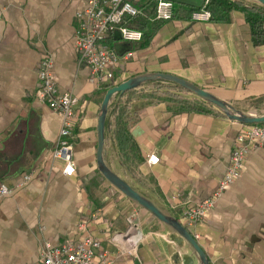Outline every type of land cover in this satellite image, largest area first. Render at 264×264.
Returning <instances> with one entry per match:
<instances>
[{"label":"crops","instance_id":"1","mask_svg":"<svg viewBox=\"0 0 264 264\" xmlns=\"http://www.w3.org/2000/svg\"><path fill=\"white\" fill-rule=\"evenodd\" d=\"M171 1L195 10L204 2ZM84 4L0 0V175H12L0 179V187L10 190L0 197V264H41L43 241L59 246L86 235L98 240L107 264H201L176 232L100 175L101 89L90 85L89 70L77 65L73 43L75 15ZM43 53L52 60L59 93L79 99L70 177L62 173L63 161L51 156L59 118L38 100ZM127 53L115 84L144 74H170L232 106L264 101V45L253 44L240 11L221 23L173 18L148 47ZM129 120L143 164L125 167L118 148L104 139L105 165L179 221L209 264H264V140L254 142L241 175L205 218L187 227L184 212L209 197L225 175L241 124L220 114L175 113L166 102L145 97L131 99ZM151 154L158 157L155 165L147 163Z\"/></svg>","mask_w":264,"mask_h":264},{"label":"built area","instance_id":"2","mask_svg":"<svg viewBox=\"0 0 264 264\" xmlns=\"http://www.w3.org/2000/svg\"><path fill=\"white\" fill-rule=\"evenodd\" d=\"M210 0H204L203 6L190 15L191 21L208 22L210 13L205 9ZM174 5L168 0H158L155 8L156 19L169 21L173 17ZM138 10L129 0H85L82 10L76 13V25L73 30V43L77 54V65L89 70L88 82L95 89L115 86V72L121 62L130 56L117 55L112 47L114 36L122 41L138 43L142 40L140 31L122 25L128 17L138 14ZM38 100L45 104L59 118V131L52 158L63 161L62 173L72 176L75 167L72 160V130L76 122L75 108L78 97L70 93H59L52 69V60L43 53L38 65ZM264 140V123L245 125L235 136L233 149L225 175L217 182L212 194L184 212V223L191 227L203 220L212 209L224 190L242 173L245 159L254 142ZM149 165L158 163V157H147ZM10 194L6 186L0 187V197ZM82 228V225L79 226ZM41 264H107L100 243L91 235L80 240L67 239L61 245L54 246L43 241L39 252Z\"/></svg>","mask_w":264,"mask_h":264},{"label":"trees","instance_id":"3","mask_svg":"<svg viewBox=\"0 0 264 264\" xmlns=\"http://www.w3.org/2000/svg\"><path fill=\"white\" fill-rule=\"evenodd\" d=\"M129 1L139 13L136 16L126 18L124 20L126 23L122 25H125L130 29L140 31L142 33V40L138 43H130L122 41L118 36H114L112 40V47L120 57L135 49L148 47L152 43L153 38L160 27L164 24V22H166L164 20L156 19L155 8L158 0ZM171 2L174 4L172 19L179 18L180 16L190 19L191 13L195 11L194 8H188L173 1ZM205 9L210 13V21L216 23L226 22L230 12L232 11H240L244 14L246 22L249 25L253 44L255 46L264 45L263 5L254 0H210ZM142 86L155 87L151 94H145L142 96L145 98H157L158 100L166 102L168 104V109L172 112L213 113L224 116L212 105L190 94L175 83L165 80H153L140 85V87ZM140 87L127 91L121 95H114L109 102L105 120L104 138L105 140L111 141L118 148L121 163L125 167H138L144 162L139 148L131 135L130 127L133 122L129 120V103L131 99L135 97V92ZM109 88L111 87L101 89L99 94L101 101L105 95V92ZM161 88H165V91L162 94H157L160 92ZM172 88L178 89V92L182 94H176L173 92ZM187 94L192 95V97L187 98ZM263 102L264 101H262L260 98H256L253 100H246L245 102L236 103L231 106L235 110L244 113H247L248 111L260 112V106L263 105ZM11 177L12 175H0V179L2 181H5ZM102 178L104 177L102 176Z\"/></svg>","mask_w":264,"mask_h":264},{"label":"water","instance_id":"4","mask_svg":"<svg viewBox=\"0 0 264 264\" xmlns=\"http://www.w3.org/2000/svg\"><path fill=\"white\" fill-rule=\"evenodd\" d=\"M259 4L264 6V0H254ZM153 80H165L172 83H175L185 89L190 94L196 96L202 101L212 105L214 108L219 110L226 118L232 121H236L239 124L245 125H254L264 123V114L255 115L250 113H244L235 110L231 105L226 102L218 99L211 93L195 86L194 84L170 74H144L135 76L127 79L124 82L119 83L116 86H113L105 92V95L102 99L100 105V113L98 117L97 125V152H96V161L98 170L105 180L122 193L125 197L136 203L141 208L148 211L152 216H154L160 222L166 224L174 232H176L186 243L193 249V251L198 255L201 264H209L208 259L202 250V248L197 243L196 239L192 234L175 218H172L164 213H162L150 200L139 194L135 191L127 182L122 178L112 172L103 161V148H104V128L105 120L108 110V105L111 99L116 94H123L127 91L136 89L140 87L145 82Z\"/></svg>","mask_w":264,"mask_h":264},{"label":"rangeland","instance_id":"5","mask_svg":"<svg viewBox=\"0 0 264 264\" xmlns=\"http://www.w3.org/2000/svg\"><path fill=\"white\" fill-rule=\"evenodd\" d=\"M155 87H151V86H142L140 87L134 94L135 97H141L142 95H149L152 93V90L154 89ZM173 89V88H172ZM165 91V88H161L160 92L157 93V94H162L163 92ZM173 92H175L176 94H182V93H179L178 92V89H173ZM156 94V93H155ZM143 97V96H142ZM187 98H190L192 97V95L190 94H187L186 95ZM247 113H250V114H255V115H260V112H256V111H248Z\"/></svg>","mask_w":264,"mask_h":264}]
</instances>
